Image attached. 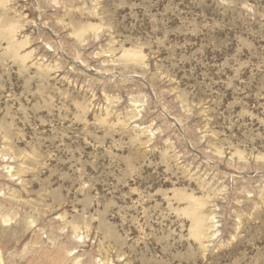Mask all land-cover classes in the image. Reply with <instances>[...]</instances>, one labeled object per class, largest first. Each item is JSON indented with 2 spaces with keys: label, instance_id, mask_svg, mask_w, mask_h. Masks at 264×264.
Masks as SVG:
<instances>
[{
  "label": "rangeland",
  "instance_id": "rangeland-1",
  "mask_svg": "<svg viewBox=\"0 0 264 264\" xmlns=\"http://www.w3.org/2000/svg\"><path fill=\"white\" fill-rule=\"evenodd\" d=\"M0 259L264 264V0H0Z\"/></svg>",
  "mask_w": 264,
  "mask_h": 264
},
{
  "label": "bare ground",
  "instance_id": "bare-ground-1",
  "mask_svg": "<svg viewBox=\"0 0 264 264\" xmlns=\"http://www.w3.org/2000/svg\"><path fill=\"white\" fill-rule=\"evenodd\" d=\"M7 222H8V221H7ZM0 264H3L1 259H0Z\"/></svg>",
  "mask_w": 264,
  "mask_h": 264
}]
</instances>
